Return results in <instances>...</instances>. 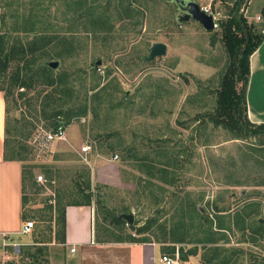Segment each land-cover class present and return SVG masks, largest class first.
<instances>
[{"label":"rangeland","instance_id":"rangeland-1","mask_svg":"<svg viewBox=\"0 0 264 264\" xmlns=\"http://www.w3.org/2000/svg\"><path fill=\"white\" fill-rule=\"evenodd\" d=\"M66 1L0 0V34L7 33L9 41L57 35L52 44L34 53V62L58 61L52 71L71 73V84L80 94L71 105L77 108L75 113L86 106L84 116L68 121L64 141L45 142L42 135L51 130L42 117L30 118L32 93L20 95L23 89L7 87L0 76V88L9 92V147L14 138L25 145L23 164L30 181L24 216L33 222L32 232L14 243L16 250L9 245L3 252L0 245V264H64L63 247L47 244L58 230L56 206L84 201L79 187L91 195L98 242L134 236L127 223L124 231L109 224L110 216L121 214H132L138 227L151 220L158 237L164 234L162 224L168 231L171 222L187 223L189 210L211 214L215 204L231 212L258 205L259 214L248 224L251 228L255 221L264 224V146L253 144L256 139L228 140L229 133L213 128L206 118L216 106L228 65L219 22L233 0H194L213 15L212 32L193 20L179 24L175 7L167 0H130L145 16L125 21H118L119 0H95L94 6L112 16L102 26L106 33H97V26L80 17L79 0L69 7ZM243 14L259 27L264 0H249ZM156 42L167 45L166 55L142 60ZM97 60L101 64L92 77L87 69ZM84 145L91 148L86 156L80 154ZM249 158L258 160L253 174L250 164L241 161ZM39 175L44 184L37 182ZM243 179L245 184L235 185ZM240 227L231 228L228 243L219 242L217 252L228 250L226 264H264V232H240ZM197 248L198 256L187 260L191 264H199L200 255L208 251ZM159 257L157 252L156 264H161Z\"/></svg>","mask_w":264,"mask_h":264},{"label":"trees","instance_id":"trees-1","mask_svg":"<svg viewBox=\"0 0 264 264\" xmlns=\"http://www.w3.org/2000/svg\"><path fill=\"white\" fill-rule=\"evenodd\" d=\"M95 0H79L77 12L80 17L89 22L91 26H97V33H106L102 26L107 24L112 18L108 11L94 6ZM249 0H233L229 7L225 20L219 22L221 29V42L228 56V65L221 77L219 88L217 90L216 106L213 110L206 113V118L213 128H221L229 133L228 140L246 141L248 139H256L258 148L264 146V123L252 124L247 117L246 110V89L249 78V58L251 54L260 46L264 39V18L259 27L249 24L243 14V10L247 6ZM67 7L72 6L74 0H67ZM130 0H119L117 11L119 12L118 21L131 20L132 18L144 19V10L134 8ZM83 7V8H81ZM31 31V30H30ZM95 32V31H94ZM7 33L0 34V76L1 80L9 87L23 89V91L32 93L30 98V118H43L48 121V128L51 132L57 131L60 126L65 128L69 125L72 117H81L86 114V106L81 105V111L75 113L72 108L73 99H78L80 94L72 85L71 73L61 72L54 74L44 63L34 62L36 51L41 50L44 46L52 44L57 35L34 34L33 38H27L24 42L9 41ZM63 41V39H62ZM214 41V40H213ZM212 41V44L214 43ZM50 56V54H48ZM141 59V58H140ZM98 68H88L87 72L95 77ZM44 89L46 93H44ZM4 93L6 100V134L7 130V97L9 92L0 88ZM34 93V94H33ZM45 95L42 99V96ZM64 98V99H63ZM67 98V99H65ZM78 107V108H79ZM26 122V120L24 119ZM32 125L31 123H29ZM255 146H250V149ZM257 149V148H256ZM25 153V145L15 140L12 141V147H9L8 138L5 140L4 158L6 160L25 161L23 154ZM242 163L249 165V172L252 174L257 171L255 166L258 160L249 158L241 159ZM233 165H235L233 163ZM228 172V171H227ZM255 182V179H253ZM258 184L257 182H255ZM245 184L244 179L235 181V185ZM83 195L84 201L74 206L90 205L91 195H88L82 188H78ZM99 203V202H98ZM58 220L55 219V225L58 230L53 235V239L59 243L64 242V210L65 206H56ZM249 211V213H248ZM184 212H182L183 214ZM190 216L188 222H171L168 225V231L165 224L160 226L164 234L161 237L156 236L152 232V222L147 220L143 226L135 224L128 225V228L134 231L133 235L126 237L119 236L113 243H160L165 244L161 250L162 253L173 254L178 250L179 257L182 261H187L190 257L198 256L197 245H201L202 249L208 250L200 255L199 264H226L224 256L228 250L218 251L216 246L219 242L228 243L227 234L235 225H241L240 232L247 230L252 231L255 235L264 232V224L255 221L253 228L248 224L251 216L259 214L258 205L240 207V209L231 212V209L221 210L217 204L214 205L211 214L202 212L199 209L189 210ZM107 219L109 214L106 215ZM26 220L25 216H22ZM109 224H112L120 231H124L126 222L119 219L118 216H110ZM183 217L179 218L181 221ZM247 221V224H246ZM248 225L244 228V225ZM188 230H190L188 232ZM168 243V244H167ZM194 244V247H189ZM177 246V247H176ZM208 247V248H206Z\"/></svg>","mask_w":264,"mask_h":264},{"label":"crops","instance_id":"crops-1","mask_svg":"<svg viewBox=\"0 0 264 264\" xmlns=\"http://www.w3.org/2000/svg\"><path fill=\"white\" fill-rule=\"evenodd\" d=\"M246 110L252 124L264 123V39L249 58ZM6 138V100L0 91V245L15 247L18 238L29 235L20 231L30 177L23 162L4 158ZM95 236L91 205H66L64 242L53 239L47 246L63 247L64 264H156L157 252L162 254L156 243L98 242Z\"/></svg>","mask_w":264,"mask_h":264},{"label":"water","instance_id":"water-1","mask_svg":"<svg viewBox=\"0 0 264 264\" xmlns=\"http://www.w3.org/2000/svg\"><path fill=\"white\" fill-rule=\"evenodd\" d=\"M173 4L176 9V19L180 24L184 21L193 20L198 23L205 31L212 32L215 29L214 17L210 13H206L200 5L194 0H167ZM167 45L161 42H156L149 48L148 54L142 57L144 61H152L156 58L166 55ZM101 64L100 60L95 61L93 68L95 69ZM51 70H56L59 66L58 61H48L44 63ZM119 219L124 220L127 225H132L134 217L132 214H121ZM261 221V220H260Z\"/></svg>","mask_w":264,"mask_h":264},{"label":"built area","instance_id":"built-area-1","mask_svg":"<svg viewBox=\"0 0 264 264\" xmlns=\"http://www.w3.org/2000/svg\"><path fill=\"white\" fill-rule=\"evenodd\" d=\"M206 13H208L207 9L202 8ZM65 130L60 126V128L57 131L45 133L42 135V138L45 142H52V141H59V140H65ZM90 146L84 145L81 147L80 154L82 156H86L88 153H90ZM85 158V157H84ZM118 158L117 155H114L113 160H116ZM86 160V158H85ZM36 180L38 183L44 184L46 180L43 178L42 175H39L36 177ZM33 230V222L31 221H25L22 224L21 228V234H30ZM8 247L5 243L2 244L1 250L4 252V248ZM15 249V247H14ZM70 252H74V248L70 249ZM159 262L162 264H191L188 261H182L179 257L178 250L173 254L168 253H162L159 257Z\"/></svg>","mask_w":264,"mask_h":264}]
</instances>
